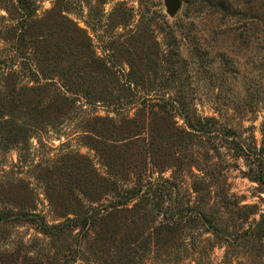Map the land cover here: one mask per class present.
Masks as SVG:
<instances>
[{
    "label": "rangeland",
    "instance_id": "374dc122",
    "mask_svg": "<svg viewBox=\"0 0 264 264\" xmlns=\"http://www.w3.org/2000/svg\"><path fill=\"white\" fill-rule=\"evenodd\" d=\"M32 1L36 12L27 21L16 0H0V99L9 108L23 103L22 112L14 111L20 119L12 117L18 125L22 116L33 119L19 143L0 152V208L35 206L55 224L67 203L78 212L98 203L115 205L109 178L120 177L124 188L151 181L165 185L164 203L154 214L150 203L139 207L146 213L134 238L148 240L153 250L137 264H264V0H179L174 16L165 0ZM61 17L86 32L111 76L87 67L80 46L84 35L62 29ZM62 48L73 50L76 65L69 71L82 76L71 74L70 83L117 98L130 80L139 87V102L144 94L152 99L153 106L141 104L128 113L144 128L120 136L117 147L132 145L119 149L111 168L103 162V155L115 153L107 148L109 140L99 152L83 137H95L96 117L119 121L121 116L71 99L57 111L49 102L54 87L31 90L44 80L29 75V64L40 73L54 71L61 82L69 67L58 54ZM166 99L174 106L162 108ZM183 110L214 119L215 137L183 138L172 124L184 126L176 114ZM150 142L142 168L133 155ZM165 211L173 217L188 214L190 221L172 233L153 231ZM122 221L128 224L129 217ZM45 244L27 223L0 227V264H41L37 248Z\"/></svg>",
    "mask_w": 264,
    "mask_h": 264
},
{
    "label": "trees",
    "instance_id": "16d2710c",
    "mask_svg": "<svg viewBox=\"0 0 264 264\" xmlns=\"http://www.w3.org/2000/svg\"><path fill=\"white\" fill-rule=\"evenodd\" d=\"M16 2L22 8L23 15L27 18V21L28 19L30 20L36 12L35 3L32 0H16ZM61 19L62 24H60V27L62 29L72 30V33L78 36L84 35V42H81L80 46H82L83 49V58L85 60L88 59L87 67L90 66L98 70L102 75L111 76V67L106 64L103 57H99L93 52L92 41L87 37L85 34L86 32L78 28L73 20L67 17H61ZM58 54L66 64H69L68 69L60 75L62 79L61 82L54 78V71L47 70L40 73V71L34 69L33 66L29 64L27 68L29 75L34 76V80H37L36 82L41 79L44 80V84H41L42 81L38 82L39 84L31 90L45 91L50 87H54L55 92L50 94L51 101L49 102L51 105H56L55 108L57 111L63 109L64 105H68L69 99H71L74 101H84V103L95 107L98 105L106 106L108 109L115 111L117 115L121 116L119 121H115L109 118V116L96 117L94 120L95 125L91 128L95 137H85V135L83 137L91 140V148L99 152H104V144H106L104 140H109L110 145L107 146L106 144V146L109 149H114L113 151L115 153L103 155V162L111 168L114 160L121 154V150L119 149L123 148L125 150L132 145L129 142L117 147L119 145H117V142L123 141L120 136L128 135L131 131L138 132L137 129L140 130V128H144V125L138 122L136 117L128 118V113L131 109H136L141 106V104H150L152 99L148 98L149 95L144 94V96L139 99V102L138 98H136L139 87L130 80H126L121 85L120 92L122 93V97L120 96L117 98H109V95L104 94L102 89L94 92L93 87H89L91 89L89 90V88L84 87L79 82L77 84L74 82L70 83L71 74L75 79H80L82 77L78 75V72L74 73L73 71H69L76 65H73L72 62V57L74 58L73 50L71 48H62ZM40 74L41 76L43 75L41 79H39ZM99 87H103L100 82ZM1 91L2 90H0V92ZM4 100L5 99H0V152L7 154L9 150L13 148L14 144L19 143L22 132L28 131L27 127H30V124L32 125L33 119L31 114L29 116H22L21 118L26 119H23L22 123L18 125L12 120V117L20 119V117L15 115V112H22L19 108H22L21 106H23V103H20L21 106L17 103L12 104V108H9V106L6 105L7 102ZM174 104L175 102L171 99H166L162 102V108L167 106L173 107ZM148 106L153 105L151 104ZM6 109L8 110L4 112L3 110ZM166 114L168 117L171 116L169 113ZM176 114L181 118L184 126H178V123L175 121L172 124L177 125L178 129L176 128V130L182 134L183 138L191 140V138L200 135L215 137L212 131L213 123H216L214 119L197 118L196 115H190V113L184 112V110L178 113L176 112ZM108 123H112V125H110L112 129L108 126ZM163 124H167L166 117H164ZM112 139H118L119 141H113ZM142 141L146 140L143 139ZM231 141L234 142L233 139H231ZM22 144L26 146L24 141H22ZM153 145L154 144L150 142L146 149L142 148V151L134 153L133 155V157L135 156L140 160L139 163H137L142 166V168L143 165L145 167L142 154L145 151L149 152V150L153 148ZM23 146L22 148H24ZM236 147L240 150L243 149V146L239 142L236 144ZM138 149H140V147H138ZM26 150L27 147L26 149H21V154L26 153ZM138 157H141V159ZM90 175L93 177V173H90ZM119 178H109L107 182L111 188L115 190L117 195L115 205L109 206L108 203H98L96 206H88L78 212L77 210L70 211L69 208L71 204L67 203V205H64V210L61 212L58 211L57 213V220L62 221L55 224L48 223L45 216L35 210V206L30 209H26V206L20 207L19 209L1 207L0 227L9 224L27 223L43 235L46 239V244L37 248L44 260H41V264L42 262H44V264H78V261L87 264H137L138 261H141L145 255H149L153 250L151 242H148V240L139 241L134 238V236H139L141 234L139 233L140 225L137 223L138 219H141L146 213L145 210L141 212L142 209H139V207L143 203H150L152 204L149 212L150 214H154L153 211L161 212L160 208L164 203L163 192L166 187L165 185L160 184L159 186L158 184L151 183V181L143 183L140 181L134 187L124 188L125 183H121V181L118 180ZM108 184L107 186H109ZM79 190L82 191L83 187ZM48 199L52 204V198L50 199L48 197ZM120 207L122 209H120ZM109 208L111 210H109ZM127 216L129 217L128 224L122 221L123 219L125 221ZM187 216L189 215L187 214ZM187 216L177 213V216L173 217L172 214L166 215L165 211L162 220L157 223L158 226L151 228L153 231L163 228L169 233H172L180 223L187 222L188 220L190 221V218ZM211 230L213 233H217V229L214 227H211ZM68 239L72 241V245L68 243ZM34 245L35 244H31L35 249L36 246ZM155 246L154 243V248ZM156 250L158 252V248Z\"/></svg>",
    "mask_w": 264,
    "mask_h": 264
},
{
    "label": "water",
    "instance_id": "95a60500",
    "mask_svg": "<svg viewBox=\"0 0 264 264\" xmlns=\"http://www.w3.org/2000/svg\"><path fill=\"white\" fill-rule=\"evenodd\" d=\"M165 6L167 7V13L170 16H174L175 12L181 7L179 0H165Z\"/></svg>",
    "mask_w": 264,
    "mask_h": 264
}]
</instances>
